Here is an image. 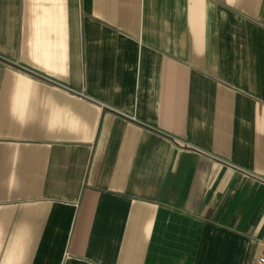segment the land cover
I'll return each mask as SVG.
<instances>
[{
	"label": "crops",
	"instance_id": "1",
	"mask_svg": "<svg viewBox=\"0 0 264 264\" xmlns=\"http://www.w3.org/2000/svg\"><path fill=\"white\" fill-rule=\"evenodd\" d=\"M264 0H0V264H258Z\"/></svg>",
	"mask_w": 264,
	"mask_h": 264
},
{
	"label": "built area",
	"instance_id": "2",
	"mask_svg": "<svg viewBox=\"0 0 264 264\" xmlns=\"http://www.w3.org/2000/svg\"><path fill=\"white\" fill-rule=\"evenodd\" d=\"M257 263H258V264H264V252L260 253V254L257 256Z\"/></svg>",
	"mask_w": 264,
	"mask_h": 264
}]
</instances>
